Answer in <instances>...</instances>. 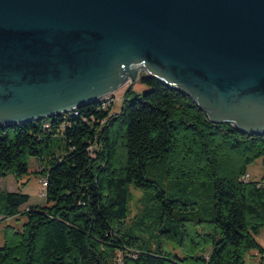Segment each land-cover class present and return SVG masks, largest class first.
Wrapping results in <instances>:
<instances>
[{
    "label": "trees",
    "instance_id": "obj_1",
    "mask_svg": "<svg viewBox=\"0 0 264 264\" xmlns=\"http://www.w3.org/2000/svg\"><path fill=\"white\" fill-rule=\"evenodd\" d=\"M140 80L149 89L129 98L128 88L119 112L101 100L0 125V180L28 174L32 157L47 179L35 206L0 184V216L26 218L22 231L6 226L0 264H245L251 252L263 264L264 179L244 176L255 160L264 164V134L214 122L187 94ZM55 141L63 152L51 151ZM132 188L143 196L129 220ZM154 228L189 251L152 246L145 237Z\"/></svg>",
    "mask_w": 264,
    "mask_h": 264
},
{
    "label": "water",
    "instance_id": "obj_2",
    "mask_svg": "<svg viewBox=\"0 0 264 264\" xmlns=\"http://www.w3.org/2000/svg\"><path fill=\"white\" fill-rule=\"evenodd\" d=\"M142 76L264 134V0H0V125L67 114Z\"/></svg>",
    "mask_w": 264,
    "mask_h": 264
},
{
    "label": "rangeland",
    "instance_id": "obj_3",
    "mask_svg": "<svg viewBox=\"0 0 264 264\" xmlns=\"http://www.w3.org/2000/svg\"><path fill=\"white\" fill-rule=\"evenodd\" d=\"M142 74L144 75L146 73L142 72ZM130 85V82H128L127 84L120 86L114 91L113 98H115V101L111 104L113 113L119 112L121 110L128 88H130L132 91L128 96L129 98H132L135 94H142L143 92L149 89V86L143 83L140 78H138L134 83H132L131 87ZM59 145L62 146V143L59 141H55L52 144L51 151L56 154L63 152L62 148H58ZM29 166L30 172L28 174L23 175L19 179H17L13 175H9L1 179L0 184L3 189L9 191L21 190L22 192L29 194L30 203L31 205L35 206L44 203L45 201V197L39 195L40 190H43L41 182V171L44 167L39 163L36 158L33 157L29 160ZM247 171L250 175L249 179L251 180L259 181L261 179H264V164L262 158H259L249 164ZM209 185V181H206V183L202 184L203 189H205V193H207L208 190L210 191ZM131 194L132 200L130 206L131 210L129 213V220L135 219L136 215L141 209L142 204L140 202V198L143 196V191L140 189L132 188ZM151 208H153L151 211L154 213L155 206L152 205ZM185 214L190 219H194L192 215L193 211H186ZM25 221L26 218L24 216H17L13 218H3L0 216V246L4 244L5 239L7 237V225L13 226L14 229L12 230L22 231L24 229ZM187 225L192 231L195 227H198L199 224L193 226L192 222H187ZM154 226L156 227V224H154ZM145 240L154 247L161 245L163 249L169 250L173 254L182 255L183 253L189 251L188 247L179 245L178 243L169 241L166 237H163V234H160V231H157L156 228H154L150 234L146 235ZM257 240L264 246V227L261 229L260 234L257 236ZM245 264H261V256L258 255L256 252L248 253L246 256Z\"/></svg>",
    "mask_w": 264,
    "mask_h": 264
},
{
    "label": "built area",
    "instance_id": "obj_4",
    "mask_svg": "<svg viewBox=\"0 0 264 264\" xmlns=\"http://www.w3.org/2000/svg\"><path fill=\"white\" fill-rule=\"evenodd\" d=\"M114 95H109V105H111L114 101H115V98H113ZM75 112V110H72ZM250 178V175L247 174L246 176H244V179L248 180ZM41 182H42V186H43V190H40L39 194L40 195H44V190H45V187L47 185V179L45 177H42L41 178Z\"/></svg>",
    "mask_w": 264,
    "mask_h": 264
},
{
    "label": "bare ground",
    "instance_id": "obj_5",
    "mask_svg": "<svg viewBox=\"0 0 264 264\" xmlns=\"http://www.w3.org/2000/svg\"><path fill=\"white\" fill-rule=\"evenodd\" d=\"M102 100H105V104H106V105L109 104V96L103 98ZM100 101H101V100H100ZM70 112H71V111H70Z\"/></svg>",
    "mask_w": 264,
    "mask_h": 264
}]
</instances>
